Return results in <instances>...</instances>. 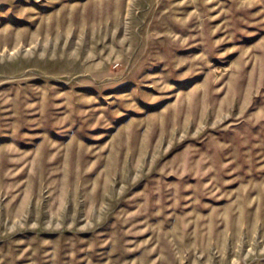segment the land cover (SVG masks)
I'll return each instance as SVG.
<instances>
[{
  "label": "rangeland",
  "instance_id": "obj_1",
  "mask_svg": "<svg viewBox=\"0 0 264 264\" xmlns=\"http://www.w3.org/2000/svg\"><path fill=\"white\" fill-rule=\"evenodd\" d=\"M0 264H264V0H0Z\"/></svg>",
  "mask_w": 264,
  "mask_h": 264
}]
</instances>
